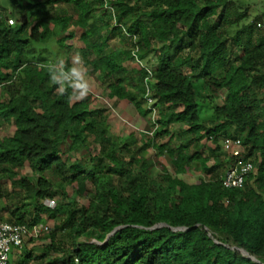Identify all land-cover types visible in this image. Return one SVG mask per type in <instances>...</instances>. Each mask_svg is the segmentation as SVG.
I'll return each mask as SVG.
<instances>
[{"label": "trees", "instance_id": "1", "mask_svg": "<svg viewBox=\"0 0 264 264\" xmlns=\"http://www.w3.org/2000/svg\"><path fill=\"white\" fill-rule=\"evenodd\" d=\"M4 3L0 124L13 130L0 138V218L28 227L63 218L47 242L27 239L15 263L258 264L252 257L264 264V28L257 27L264 11L250 20L232 0ZM76 33L77 63L109 99L130 103L141 119L151 111L142 106L147 97L154 101L151 131L118 145L107 108L76 99L67 60L45 56H56L52 45L69 53L65 42ZM115 33L121 48L111 46ZM130 52L146 66L127 68ZM202 93H222L213 109L219 121L200 118ZM226 138L239 139L253 165L242 189L221 186L235 161L219 152ZM81 151L83 163L71 160ZM164 156L171 173L158 161ZM194 165L203 173L198 183L184 179ZM26 166L33 175L19 176ZM71 187L73 199L65 193ZM58 195L53 208L43 204Z\"/></svg>", "mask_w": 264, "mask_h": 264}, {"label": "rangeland", "instance_id": "2", "mask_svg": "<svg viewBox=\"0 0 264 264\" xmlns=\"http://www.w3.org/2000/svg\"><path fill=\"white\" fill-rule=\"evenodd\" d=\"M238 5H243L244 8L248 10L250 20L254 18L256 15H259L262 11H264V0H232ZM3 6L6 8V4L4 3V0H0V6ZM1 11V8H0ZM212 23H214V20H211ZM10 24V22H9ZM76 31V29H74ZM54 33L58 36H62L60 29L55 28ZM111 39V46L113 48H121L122 43L119 40L116 33L114 35H109ZM52 43V42H51ZM65 44L71 45L72 49L69 51V53H64L60 47L56 46H50V50L52 53H54L56 56L51 55L50 52H45V56L47 57V60L50 61H56L58 58L65 62L64 60H67L70 69L67 72V77H71L75 82L76 86L74 88V91L76 93V99L89 97L91 101V108H107L108 110V120H107V130L109 135L111 136L112 141L117 143L118 145H121L127 138V136L130 133H133L134 136L139 139L140 135L143 132L151 131V128L153 127V123L158 119V112L156 108H153V104H149L148 101H146L142 106H145L146 108H149L150 114L147 115L146 118L141 119V117L137 114L134 107L128 103V102H115L114 100H111L107 97V93L104 90V88L100 87V83L98 79L95 76H89L84 69V67L78 65V56L76 55V51L78 48L82 46L81 42L79 41V34H75V38L73 40H68L65 42ZM130 56L133 57L132 52H130ZM61 54V55H60ZM138 58L133 57L131 60H128L125 65L129 69H139L143 66H146L144 61H137ZM149 65H152L150 63ZM149 67V66H147ZM66 79H61V86L64 85ZM84 87H81V86ZM132 90L134 88H131ZM223 102V95L222 93L218 94L217 96H208L207 93H202L198 95V113L202 120L205 121H211V122H217L219 119L215 117L213 113V109L217 105H221ZM13 128L8 127L6 125L0 124V138L7 136L11 133ZM239 155H242L243 150L240 148L238 149ZM220 154H224L225 151L223 149V142L220 143ZM84 154V151L81 152H74L71 153L70 156L72 157L71 160H77L81 163H83V160L80 159L82 156L81 154ZM160 165L165 167L169 173L172 171L169 168V159L167 157H161L158 159ZM212 164V161L209 162V165ZM160 169V166L157 167L156 171ZM19 176L24 177H31L33 174L29 170V168L26 166L20 170H18ZM47 180L52 182L54 185L53 187H57V183L59 182V178L55 176L52 172L46 175ZM203 178V173L201 169L197 166H193L188 174L184 177V179L190 183H198ZM87 189L90 190V187L87 186ZM65 193H67V197L69 199H73L75 197L74 188H67ZM82 198H77V200H81ZM54 204L61 202V196L58 195L56 199L53 200ZM44 204V203H43ZM56 219H46L43 218V221L41 224L49 227V229H53L57 226L58 222L60 224L62 223V215L60 213L55 214ZM7 218V216H3V219ZM47 234H44L41 236L42 242H38V245L47 242L44 240ZM65 235V233H64ZM65 238V237H64ZM66 238V245L68 248H70L69 241ZM27 240L24 241V243ZM17 251H14L11 254V257L13 258V263H15L16 258L18 257ZM256 263L261 264L256 259H254Z\"/></svg>", "mask_w": 264, "mask_h": 264}, {"label": "built area", "instance_id": "3", "mask_svg": "<svg viewBox=\"0 0 264 264\" xmlns=\"http://www.w3.org/2000/svg\"><path fill=\"white\" fill-rule=\"evenodd\" d=\"M104 7L111 12L112 7L108 1L104 2ZM11 23V21H9ZM258 28H264V24L258 23ZM148 95V91L146 93ZM149 104L153 100L147 97ZM241 142L239 139L226 138L223 140L224 151H231L235 156L233 165L224 173L221 179L223 189H242L246 178L253 172V165L243 160L239 155ZM44 204L53 208L55 206L52 200H45ZM49 227L38 224L33 226L13 225L0 218V264H9L10 255L13 251L20 249L24 245V241L33 238L36 239L49 232Z\"/></svg>", "mask_w": 264, "mask_h": 264}, {"label": "water", "instance_id": "4", "mask_svg": "<svg viewBox=\"0 0 264 264\" xmlns=\"http://www.w3.org/2000/svg\"><path fill=\"white\" fill-rule=\"evenodd\" d=\"M114 232H115V230H114L110 235H112ZM110 235H109V236H110ZM242 253H243L244 255H247V254H246L245 252H243V251H242ZM251 259H252L253 261H255L254 258L251 257Z\"/></svg>", "mask_w": 264, "mask_h": 264}, {"label": "clouds", "instance_id": "5", "mask_svg": "<svg viewBox=\"0 0 264 264\" xmlns=\"http://www.w3.org/2000/svg\"><path fill=\"white\" fill-rule=\"evenodd\" d=\"M53 81L56 82L57 78L55 76H53ZM81 87H84L83 85Z\"/></svg>", "mask_w": 264, "mask_h": 264}]
</instances>
